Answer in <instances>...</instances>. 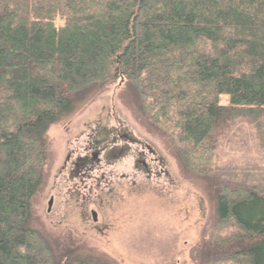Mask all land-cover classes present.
Masks as SVG:
<instances>
[{"label": "trees", "instance_id": "1", "mask_svg": "<svg viewBox=\"0 0 264 264\" xmlns=\"http://www.w3.org/2000/svg\"><path fill=\"white\" fill-rule=\"evenodd\" d=\"M118 82L210 184L202 264H264V0H0V264H107L58 256L31 202L50 128Z\"/></svg>", "mask_w": 264, "mask_h": 264}, {"label": "rangeland", "instance_id": "2", "mask_svg": "<svg viewBox=\"0 0 264 264\" xmlns=\"http://www.w3.org/2000/svg\"><path fill=\"white\" fill-rule=\"evenodd\" d=\"M87 97L47 134L32 228L65 260L202 264L215 218L209 182L184 170L171 141L141 118L124 84Z\"/></svg>", "mask_w": 264, "mask_h": 264}, {"label": "water", "instance_id": "3", "mask_svg": "<svg viewBox=\"0 0 264 264\" xmlns=\"http://www.w3.org/2000/svg\"><path fill=\"white\" fill-rule=\"evenodd\" d=\"M93 219H94V221H96V214L95 213H93Z\"/></svg>", "mask_w": 264, "mask_h": 264}]
</instances>
